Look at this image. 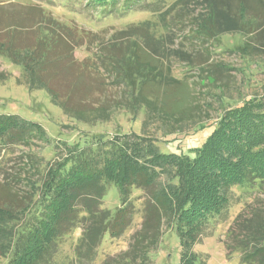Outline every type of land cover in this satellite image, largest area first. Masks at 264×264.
I'll list each match as a JSON object with an SVG mask.
<instances>
[{"label": "trees", "instance_id": "1", "mask_svg": "<svg viewBox=\"0 0 264 264\" xmlns=\"http://www.w3.org/2000/svg\"><path fill=\"white\" fill-rule=\"evenodd\" d=\"M120 1L87 4L92 10H114ZM189 6L202 9L194 18L202 39L246 34L249 20L255 24L251 33L256 46L251 50L264 53V0H177L170 9ZM148 28L131 27L106 42L98 40L93 60L79 62L74 52L83 43L77 30L37 6L0 5V56L21 69L28 91L46 92L63 115L78 123L110 122L118 109L133 116L140 111L165 124L190 122L199 106L189 84L172 76L168 62L176 57L191 63L189 54L168 50L165 36L155 37ZM6 80L0 72V84ZM43 136L39 124L0 114V146H27ZM93 138L82 147L66 146L62 160L47 163L26 202H11V190L9 202L0 201V256L6 264H53L58 240L77 224L82 234L73 264H94L103 238L118 239L131 226L132 189L145 193L140 229L126 251L101 264H151L150 253L158 247L164 224L178 238L179 264H202L193 248L204 226L229 204L230 190L264 186V101L227 110L188 155L163 153L139 135ZM162 176L166 181L160 184ZM112 185L119 198L114 211L101 208ZM261 209L250 211L248 218L239 215L228 233L234 247L226 246L241 253L240 264H264Z\"/></svg>", "mask_w": 264, "mask_h": 264}, {"label": "rangeland", "instance_id": "2", "mask_svg": "<svg viewBox=\"0 0 264 264\" xmlns=\"http://www.w3.org/2000/svg\"><path fill=\"white\" fill-rule=\"evenodd\" d=\"M175 1L121 0L114 10H92L88 0H0L2 6H37L48 17L77 30L83 43L74 52L79 62L93 60L98 40L106 42L115 32L147 24L155 37L165 36L168 50L189 54L191 63L176 57L168 62L172 76L189 84L193 102L200 109L193 120L181 124H165L159 118H147L140 111L133 116L118 109L110 122L84 125L63 115L50 102L46 92L28 91L21 69L0 56V72L7 75V80L0 84V114H15L39 124L44 131L42 139L34 137L27 146H0V201H7L8 190H11L14 194L11 202L18 199L26 202L31 185H40L47 163L62 160L66 146L82 147L95 140L96 135L106 138L115 134L139 135L154 141L163 153L188 155L190 149L201 145L205 134L227 110L251 100L264 101V53L251 50L256 46L251 33L255 24L249 20L245 22L249 30L243 35H222L205 40L196 33L194 26V18L202 9L197 6L170 9ZM261 11L264 12V8ZM138 32L144 31L139 29ZM158 181L162 184L166 180L162 176ZM131 192L135 210L131 226L118 239L108 235L103 238L94 264L126 251L131 236L140 229L145 193L137 189ZM229 198L222 213L204 226L200 243L193 248L202 264H240L241 253L226 246L234 247L228 233L239 215L248 218L250 211L259 207L264 210V186H234ZM117 207V190L113 185L108 186L101 208L114 211ZM162 233L157 249L150 253L151 264H179L180 246L173 228L164 224ZM81 234L77 224L58 240L53 264H73L74 247ZM6 263L7 260L0 256V264Z\"/></svg>", "mask_w": 264, "mask_h": 264}]
</instances>
